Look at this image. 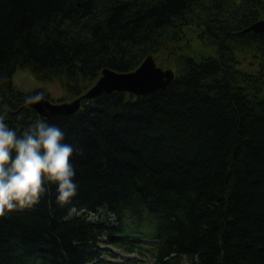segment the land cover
<instances>
[{
  "label": "trees",
  "instance_id": "trees-1",
  "mask_svg": "<svg viewBox=\"0 0 264 264\" xmlns=\"http://www.w3.org/2000/svg\"><path fill=\"white\" fill-rule=\"evenodd\" d=\"M195 8L214 15L203 22ZM263 14L264 0H0V116L21 132L37 118L59 125L79 185L68 202L50 185L0 215V264H86L104 238L157 264H264V32L244 31ZM187 26L200 45L168 59L176 78L153 94H104L43 117L25 99L48 90L13 83L29 68L77 95ZM71 206L84 212L70 217ZM99 211L110 217L87 219Z\"/></svg>",
  "mask_w": 264,
  "mask_h": 264
},
{
  "label": "clouds",
  "instance_id": "clouds-1",
  "mask_svg": "<svg viewBox=\"0 0 264 264\" xmlns=\"http://www.w3.org/2000/svg\"><path fill=\"white\" fill-rule=\"evenodd\" d=\"M44 98L40 90L26 97L25 104ZM74 151L59 125L37 118L21 132L0 116V215L35 205L50 185L56 187L58 202L70 201L79 187Z\"/></svg>",
  "mask_w": 264,
  "mask_h": 264
},
{
  "label": "water",
  "instance_id": "water-1",
  "mask_svg": "<svg viewBox=\"0 0 264 264\" xmlns=\"http://www.w3.org/2000/svg\"><path fill=\"white\" fill-rule=\"evenodd\" d=\"M250 29L256 32L264 31V22L256 23ZM174 79V70L159 66L155 56L150 54L134 72H119L104 68L95 85L71 102L51 103L49 99L44 98L41 102L29 105L41 116L69 114L81 107L83 99H93L101 94L114 91H128L136 95L151 94L160 89H167Z\"/></svg>",
  "mask_w": 264,
  "mask_h": 264
},
{
  "label": "rangeland",
  "instance_id": "rangeland-1",
  "mask_svg": "<svg viewBox=\"0 0 264 264\" xmlns=\"http://www.w3.org/2000/svg\"><path fill=\"white\" fill-rule=\"evenodd\" d=\"M185 36L179 42L172 43L167 46L166 49L158 53L160 54L159 61L162 64H167L168 59H172L174 56H177L179 52H184V49L193 50L197 48V45H200L199 33L200 29L196 26H187L184 28ZM202 50V49H201ZM178 51V53H177ZM248 54V61L250 60ZM244 61H247L243 58ZM14 83L21 89H35V88H44L46 87L49 91V96L52 100H65L69 101L75 97V94H69L62 86L61 82L58 80H43L38 78L33 74L32 71H25L23 69L17 70L13 75Z\"/></svg>",
  "mask_w": 264,
  "mask_h": 264
},
{
  "label": "bare ground",
  "instance_id": "bare-ground-1",
  "mask_svg": "<svg viewBox=\"0 0 264 264\" xmlns=\"http://www.w3.org/2000/svg\"><path fill=\"white\" fill-rule=\"evenodd\" d=\"M214 8V10L218 13V14H220L221 13V11H218V9L214 6L213 7ZM199 12H203V10H199V9H197V8H195L194 9V14L195 15H197L198 16V14H199ZM193 14V15H194ZM213 15H214V11L212 10V11H210V12H203V14H201V17H202V21L203 22H206L207 20H209L210 19V17H213ZM200 16V15H199ZM261 22H264V14L258 19V20H255L251 25H249L248 27H246L245 28V30L244 31H255V30H253V29H250L251 28V26L252 25H254V24H256V23H261ZM197 27V26H196ZM264 31H261V32H258V34H261V33H263ZM183 39H184V37H183ZM150 54H153V53H149V54H147L145 57H147L148 55H150ZM140 65H138L137 67H135V68H132V69H130V70H124L123 72H134V71H136V69L139 67ZM23 70H25V71H32L31 69H29V68H22ZM111 69V68H110ZM19 70V69H18ZM35 75V74H34ZM36 76V75H35ZM39 78V77H38ZM41 78V77H40ZM41 79H43V80H56V79H49V78H41ZM95 85V83H93V85H91L89 88H92L93 86ZM34 90H38L37 88H35ZM119 92V94H122V95H126V94H134V93H132V92H128V91H118ZM83 93L81 92V93H79L78 95H82ZM104 94H101V95H99V96H96V97H94L93 99H97V98H99V97H102ZM45 98H47V99H49L50 101H51V103H62L63 101L62 100H52L50 97H49V95H47L46 96V94H45ZM82 108H79L77 111H75V112H73V113H69V114H59V115H75V114H77L78 112H80V110H81ZM7 120L9 119V117L8 118H6Z\"/></svg>",
  "mask_w": 264,
  "mask_h": 264
}]
</instances>
